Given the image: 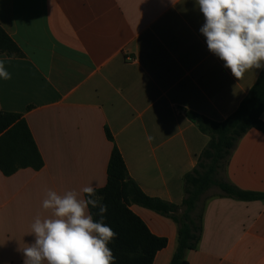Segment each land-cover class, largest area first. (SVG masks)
Listing matches in <instances>:
<instances>
[{
	"label": "crops",
	"instance_id": "obj_1",
	"mask_svg": "<svg viewBox=\"0 0 264 264\" xmlns=\"http://www.w3.org/2000/svg\"><path fill=\"white\" fill-rule=\"evenodd\" d=\"M203 24L196 0H0V26L23 54H0L12 77L0 79V112L23 116L45 163L11 177L0 171V264H24L21 249L35 240L31 224L51 215L42 207L48 190L106 185L114 145L146 196L182 204L183 177L209 142L185 112L225 121L264 70L237 80L208 50ZM226 179L264 194L261 132L241 138ZM218 193L207 194L215 197L205 203L188 264H264V200ZM131 210L168 241L153 264H171L177 225Z\"/></svg>",
	"mask_w": 264,
	"mask_h": 264
},
{
	"label": "trees",
	"instance_id": "obj_2",
	"mask_svg": "<svg viewBox=\"0 0 264 264\" xmlns=\"http://www.w3.org/2000/svg\"><path fill=\"white\" fill-rule=\"evenodd\" d=\"M0 54L22 57L18 45L0 26ZM187 118L209 137L198 156L196 167L183 177L184 200L180 206L146 196L130 178L121 152L114 145L107 169V183L97 189L107 205L105 223L117 237L109 243L115 264H153L158 252L167 247L166 238L155 236L132 210L137 205L171 219L178 227L177 249L171 264H188L186 254L195 251L203 233L205 203L209 191L218 196L242 202L264 200V194L243 191L226 179L231 156L241 138L251 129L264 135V70L238 109L223 122H215L195 112ZM107 138L114 142L106 130ZM45 166L31 130L21 114L0 112V171L11 177L23 169L40 171ZM216 195V196H217ZM89 209L97 220L98 209Z\"/></svg>",
	"mask_w": 264,
	"mask_h": 264
},
{
	"label": "clouds",
	"instance_id": "obj_3",
	"mask_svg": "<svg viewBox=\"0 0 264 264\" xmlns=\"http://www.w3.org/2000/svg\"><path fill=\"white\" fill-rule=\"evenodd\" d=\"M203 14L200 32L208 50L240 80L250 70L264 69V0H196ZM11 73L0 60V79ZM152 136H147L151 142ZM97 186L63 195L48 190L42 207L49 217L37 216L31 224L35 240L21 249L24 264H115L109 248L117 233L105 223L107 205ZM84 194V195H82ZM89 206L98 209L94 220Z\"/></svg>",
	"mask_w": 264,
	"mask_h": 264
},
{
	"label": "rangeland",
	"instance_id": "obj_4",
	"mask_svg": "<svg viewBox=\"0 0 264 264\" xmlns=\"http://www.w3.org/2000/svg\"><path fill=\"white\" fill-rule=\"evenodd\" d=\"M216 190V189H215Z\"/></svg>",
	"mask_w": 264,
	"mask_h": 264
}]
</instances>
